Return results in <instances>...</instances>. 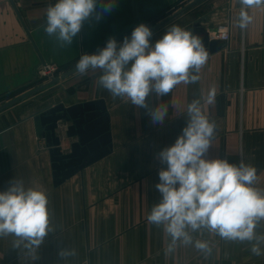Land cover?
Listing matches in <instances>:
<instances>
[{"label": "crops", "instance_id": "obj_1", "mask_svg": "<svg viewBox=\"0 0 264 264\" xmlns=\"http://www.w3.org/2000/svg\"><path fill=\"white\" fill-rule=\"evenodd\" d=\"M193 1L115 0L106 11L109 0H98L96 12L71 45L60 47L44 31L47 8L56 0H0V106L41 86L33 87L41 66L59 67L67 74L82 54L109 38L117 40L175 4L183 2L184 7ZM241 7L239 0H204L153 34L155 42L172 25L192 32L193 23L205 19L206 29L227 28L230 40L208 57L196 83H181L162 97L151 93L148 109L114 99L98 86L100 71L90 69L0 111V191L13 180H22L25 188L43 189L53 229L35 259L13 248V237L0 238V264H264V255L251 252L256 240L231 241L206 228L189 229L193 243L177 241L165 255L171 237L163 225L147 220L161 199L155 188L158 171L166 167L157 154L182 133L193 100L200 101L204 114L217 125L206 158L254 166L253 187L264 190V7L246 9L252 20L243 29L237 26ZM212 88L216 98L209 105ZM95 101L104 103L109 119L110 152L55 186L49 149L36 136L33 118L58 104L69 108ZM162 104L168 105V115L162 124H153L148 110ZM56 136L62 153H68L76 139H66L64 127ZM254 231L264 237V219ZM197 240L206 241L211 251L198 250ZM259 247L264 252V241ZM61 249L74 250L75 255L62 258Z\"/></svg>", "mask_w": 264, "mask_h": 264}, {"label": "clouds", "instance_id": "obj_2", "mask_svg": "<svg viewBox=\"0 0 264 264\" xmlns=\"http://www.w3.org/2000/svg\"><path fill=\"white\" fill-rule=\"evenodd\" d=\"M242 5L237 26L246 28L252 17L247 8L264 7V0H239ZM98 0H56L46 11L45 33L54 37L60 47L70 46L82 26L95 12ZM115 0H109L111 11ZM100 15L96 14L97 22ZM151 28L141 23L122 42L114 37L97 53L82 54L75 64L80 75L90 69L99 70L98 86L115 99L125 98L132 105L148 109L151 93L168 95L177 85L196 83L198 73L206 64L209 53L201 38L179 25H172L155 42ZM216 90L212 88L207 103L213 104ZM153 124H162L168 105L149 109ZM187 124L175 142L162 149L157 159L162 167L155 184L160 201L147 216L148 222L164 226L172 243L192 244L189 229L206 228L231 241H253V255H264L259 243L264 237L255 234L257 222L264 219V190L253 187L257 169L241 161L239 165L226 159H207L216 122L210 120L199 100L187 106ZM47 193L41 188H25L22 180H13L0 191V238L13 237L12 247L35 259L34 253L53 231ZM198 250L210 252L206 241H195ZM63 258L75 255L74 250L61 249Z\"/></svg>", "mask_w": 264, "mask_h": 264}, {"label": "water", "instance_id": "obj_3", "mask_svg": "<svg viewBox=\"0 0 264 264\" xmlns=\"http://www.w3.org/2000/svg\"><path fill=\"white\" fill-rule=\"evenodd\" d=\"M202 1L204 0L191 2L160 24L151 28L152 32L169 24ZM205 22L206 20L202 19L193 23L192 32L201 38L209 56H211L221 51L225 47V43L214 38L210 39V35H216L217 30L206 29L203 26ZM75 72L76 70H72L7 102L0 106V111L62 81ZM33 123L36 136L43 139L49 149L52 177L55 186L62 184L86 167L107 156L110 152L109 119L105 114V106L102 101L78 104L69 108L58 104L34 116ZM59 127L65 128L66 139H76L75 142L70 144L69 152L66 154L62 153L60 148L61 140L56 136V131Z\"/></svg>", "mask_w": 264, "mask_h": 264}, {"label": "rangeland", "instance_id": "obj_4", "mask_svg": "<svg viewBox=\"0 0 264 264\" xmlns=\"http://www.w3.org/2000/svg\"><path fill=\"white\" fill-rule=\"evenodd\" d=\"M183 5H184V3L183 2H181V3H177V4H175L174 6H172L171 8H169V10H167L165 13H162V14H160V15H158V16H156V17H154V18H152V19H150V20H148L147 22H145L144 24H146V25H148L150 28H153L154 26H156V25H158V24H160L161 22H163L164 20H166L167 18H169L170 16H172L173 14H175L176 12H178L179 10H181L182 8H184L183 7ZM187 6V5H186ZM168 25V24H167ZM166 26V25H165ZM163 28V27H162ZM162 28H160L159 30H157V31H155V32H153V34H155L156 32H158V31H160ZM130 35H131V33H128V34H125V35H122L121 37H119L118 39H117V41H119V42H122L123 41V38L125 37V36H129L130 37ZM106 46V44H104V45H102L101 47H99V48H97L96 50H93L92 52H89V53H87V54H93V53H97L101 48H103V47H105ZM78 61V60H77ZM76 61V62H77ZM76 62H75V64H76ZM75 64H73V66L72 67H69V69H74L75 67ZM44 66V65H43ZM43 66H41L40 68H39V70L37 71V73H36V81H35V83L33 84L34 86L33 87H35V86H38V85H42V84H45V83H47V82H49L50 80H52L51 78H49L47 75L46 76H42V77H38V73H39V71L42 69V67ZM47 66H52V65H47ZM55 68V72H53V75H52V78L54 79V78H57V77H60L61 75H65L66 74V70H62V69H60L59 67H54ZM75 70V69H74ZM68 72V71H67ZM35 88H33L32 90H34ZM29 91H31V90H28V91H26L25 93H27V92H29ZM24 94V93H23ZM22 95V94H21ZM15 98H11V100H14ZM11 100H9V101H11Z\"/></svg>", "mask_w": 264, "mask_h": 264}, {"label": "built area", "instance_id": "obj_5", "mask_svg": "<svg viewBox=\"0 0 264 264\" xmlns=\"http://www.w3.org/2000/svg\"><path fill=\"white\" fill-rule=\"evenodd\" d=\"M213 35V38L215 40H219V41H222L224 43H227L229 40H230V36H229V32L227 30V28H221L217 31V34ZM55 66H47V65H44L42 67V69L39 71L38 73V77H42V76H48L49 78L53 79L52 78V75H53V72H55Z\"/></svg>", "mask_w": 264, "mask_h": 264}, {"label": "trees", "instance_id": "obj_6", "mask_svg": "<svg viewBox=\"0 0 264 264\" xmlns=\"http://www.w3.org/2000/svg\"><path fill=\"white\" fill-rule=\"evenodd\" d=\"M20 93V92H19Z\"/></svg>", "mask_w": 264, "mask_h": 264}]
</instances>
